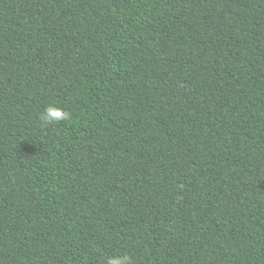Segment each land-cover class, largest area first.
Instances as JSON below:
<instances>
[{"label": "trees", "instance_id": "trees-1", "mask_svg": "<svg viewBox=\"0 0 264 264\" xmlns=\"http://www.w3.org/2000/svg\"><path fill=\"white\" fill-rule=\"evenodd\" d=\"M111 255L264 264V0H0V264Z\"/></svg>", "mask_w": 264, "mask_h": 264}, {"label": "clouds", "instance_id": "clouds-1", "mask_svg": "<svg viewBox=\"0 0 264 264\" xmlns=\"http://www.w3.org/2000/svg\"><path fill=\"white\" fill-rule=\"evenodd\" d=\"M39 119L42 126H47L49 124L70 120L71 114L60 107L50 104L40 113ZM105 264H132V261L127 255H111L106 257Z\"/></svg>", "mask_w": 264, "mask_h": 264}]
</instances>
